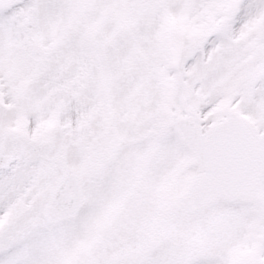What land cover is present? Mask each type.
<instances>
[{"label":"snow or ice","instance_id":"1","mask_svg":"<svg viewBox=\"0 0 264 264\" xmlns=\"http://www.w3.org/2000/svg\"><path fill=\"white\" fill-rule=\"evenodd\" d=\"M0 264H264V0H0Z\"/></svg>","mask_w":264,"mask_h":264}]
</instances>
